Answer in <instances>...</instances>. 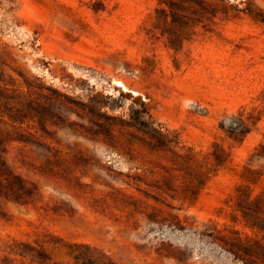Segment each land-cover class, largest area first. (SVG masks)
Segmentation results:
<instances>
[{
    "label": "rangeland",
    "instance_id": "1",
    "mask_svg": "<svg viewBox=\"0 0 264 264\" xmlns=\"http://www.w3.org/2000/svg\"><path fill=\"white\" fill-rule=\"evenodd\" d=\"M181 1L0 0V264H264V0Z\"/></svg>",
    "mask_w": 264,
    "mask_h": 264
},
{
    "label": "trees",
    "instance_id": "2",
    "mask_svg": "<svg viewBox=\"0 0 264 264\" xmlns=\"http://www.w3.org/2000/svg\"><path fill=\"white\" fill-rule=\"evenodd\" d=\"M186 1L182 0L181 3H185ZM170 3H174L173 1H170ZM171 6V5H169ZM171 12L173 11L172 7H169ZM163 13L166 14V10H162ZM77 249L72 251L70 255L74 258L75 264H116L110 259H101L98 257H95L93 254H91L90 249L85 246H75ZM22 254L27 256L30 255L32 257V261H37L40 264H49L47 263L50 258L43 252L42 250L26 245L23 247ZM6 261V260H5Z\"/></svg>",
    "mask_w": 264,
    "mask_h": 264
}]
</instances>
